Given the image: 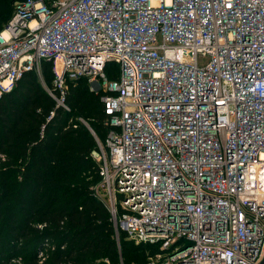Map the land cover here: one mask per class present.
<instances>
[{"label":"built area","instance_id":"obj_1","mask_svg":"<svg viewBox=\"0 0 264 264\" xmlns=\"http://www.w3.org/2000/svg\"><path fill=\"white\" fill-rule=\"evenodd\" d=\"M29 72L54 109L69 111V82L99 96L104 140L82 121L93 194L117 245L158 244L138 264H262L264 0H21L0 31V96Z\"/></svg>","mask_w":264,"mask_h":264},{"label":"trees","instance_id":"obj_2","mask_svg":"<svg viewBox=\"0 0 264 264\" xmlns=\"http://www.w3.org/2000/svg\"><path fill=\"white\" fill-rule=\"evenodd\" d=\"M19 1L0 0V31ZM105 74L115 80L117 65L107 64ZM42 78L50 87L46 64ZM66 103L69 111L54 109L32 72L0 96V264L147 261L158 244L134 245L120 233L117 245L109 214L93 194L97 144L82 121L104 140L99 96L81 79L68 83Z\"/></svg>","mask_w":264,"mask_h":264},{"label":"rangeland","instance_id":"obj_3","mask_svg":"<svg viewBox=\"0 0 264 264\" xmlns=\"http://www.w3.org/2000/svg\"><path fill=\"white\" fill-rule=\"evenodd\" d=\"M13 7H14V5H13ZM91 158H92L93 161H95V159H94L93 157H91ZM155 253H156V252H155Z\"/></svg>","mask_w":264,"mask_h":264},{"label":"water","instance_id":"obj_4","mask_svg":"<svg viewBox=\"0 0 264 264\" xmlns=\"http://www.w3.org/2000/svg\"><path fill=\"white\" fill-rule=\"evenodd\" d=\"M264 263V260H263V262H262V264Z\"/></svg>","mask_w":264,"mask_h":264}]
</instances>
